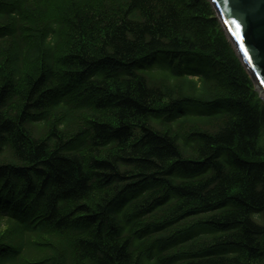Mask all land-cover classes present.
Wrapping results in <instances>:
<instances>
[{
	"label": "trees",
	"instance_id": "obj_1",
	"mask_svg": "<svg viewBox=\"0 0 264 264\" xmlns=\"http://www.w3.org/2000/svg\"><path fill=\"white\" fill-rule=\"evenodd\" d=\"M0 264H264V100L209 0H0Z\"/></svg>",
	"mask_w": 264,
	"mask_h": 264
},
{
	"label": "water",
	"instance_id": "obj_2",
	"mask_svg": "<svg viewBox=\"0 0 264 264\" xmlns=\"http://www.w3.org/2000/svg\"><path fill=\"white\" fill-rule=\"evenodd\" d=\"M254 89L264 100V0H209ZM240 24L237 30L232 21Z\"/></svg>",
	"mask_w": 264,
	"mask_h": 264
},
{
	"label": "rangeland",
	"instance_id": "obj_3",
	"mask_svg": "<svg viewBox=\"0 0 264 264\" xmlns=\"http://www.w3.org/2000/svg\"><path fill=\"white\" fill-rule=\"evenodd\" d=\"M143 66L147 68H155L156 71H158L157 73L163 74L167 72V57L163 54L147 57ZM184 66L188 69H195L198 67L206 68L207 63L204 59L191 57L184 63Z\"/></svg>",
	"mask_w": 264,
	"mask_h": 264
},
{
	"label": "bare ground",
	"instance_id": "obj_4",
	"mask_svg": "<svg viewBox=\"0 0 264 264\" xmlns=\"http://www.w3.org/2000/svg\"><path fill=\"white\" fill-rule=\"evenodd\" d=\"M254 82L257 85L258 89L260 90L262 97L264 98V90L262 89L260 83L256 80V78H254Z\"/></svg>",
	"mask_w": 264,
	"mask_h": 264
},
{
	"label": "snow or ice",
	"instance_id": "obj_5",
	"mask_svg": "<svg viewBox=\"0 0 264 264\" xmlns=\"http://www.w3.org/2000/svg\"><path fill=\"white\" fill-rule=\"evenodd\" d=\"M232 24L235 25V27H236L237 30L240 29V24H238L235 20L232 21Z\"/></svg>",
	"mask_w": 264,
	"mask_h": 264
}]
</instances>
